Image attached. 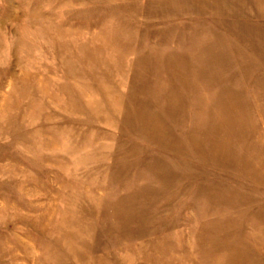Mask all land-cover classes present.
<instances>
[{"label": "rangeland", "instance_id": "rangeland-1", "mask_svg": "<svg viewBox=\"0 0 264 264\" xmlns=\"http://www.w3.org/2000/svg\"><path fill=\"white\" fill-rule=\"evenodd\" d=\"M0 264H264V0H0Z\"/></svg>", "mask_w": 264, "mask_h": 264}]
</instances>
